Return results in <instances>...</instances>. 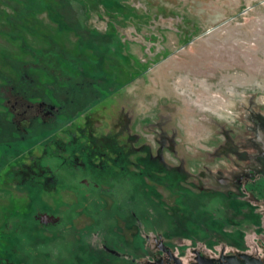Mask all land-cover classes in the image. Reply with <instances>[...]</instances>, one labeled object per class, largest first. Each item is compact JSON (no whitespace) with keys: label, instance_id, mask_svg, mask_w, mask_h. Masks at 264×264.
Segmentation results:
<instances>
[{"label":"flooded vegetation","instance_id":"flooded-vegetation-1","mask_svg":"<svg viewBox=\"0 0 264 264\" xmlns=\"http://www.w3.org/2000/svg\"><path fill=\"white\" fill-rule=\"evenodd\" d=\"M99 33L104 44L115 35ZM104 49L93 55L115 53ZM78 55L67 59L92 66L86 74L80 64L79 78L59 71L49 55L51 62L40 64L57 80L40 81L23 64L24 78L0 86V143L16 154L1 164L0 178L19 189L17 208H30L11 229L0 264H198L241 254L264 260V112L247 114L242 133L226 140L198 184L187 160L165 158L163 139L137 144L133 133L96 132L90 109L102 60ZM60 191L72 200H43ZM42 214L57 220L43 222Z\"/></svg>","mask_w":264,"mask_h":264},{"label":"rangeland","instance_id":"rangeland-1","mask_svg":"<svg viewBox=\"0 0 264 264\" xmlns=\"http://www.w3.org/2000/svg\"><path fill=\"white\" fill-rule=\"evenodd\" d=\"M9 3L14 4L0 0V10L13 12ZM120 3V10L109 11L96 2L84 19L91 28L114 33L112 43L116 49L110 59L106 55L103 59L91 56L102 60L95 72L100 81L95 82L97 98L90 109L94 112L91 126L98 134L121 133L122 138L127 132L136 134L137 144L163 139L165 158L187 160L186 168L201 176L198 184L203 183L208 165L214 167L221 159L226 140L242 133L247 114L253 110L264 112V0ZM72 6L77 12V3ZM34 19L39 30L56 29L46 11ZM10 27L14 25L0 17V71H9L7 63L17 58L31 69L30 75L43 82L53 80L39 62L44 56L38 51L49 44L21 29L30 44L29 49H23L21 40L10 34ZM61 37L57 41L68 52L62 54L64 58L83 54L74 47L77 37L73 33ZM104 47L100 46L99 51L105 52ZM2 54L11 58L2 59ZM81 66L86 74L92 70L84 63ZM3 83L0 79V86L7 89L9 85ZM109 86L119 89L108 94ZM0 103V110H4L2 97ZM13 148L0 146V168L4 165L2 153L6 149L9 155ZM18 191L13 181L0 178V256L13 238L11 229L30 209L17 208L22 201L17 198ZM42 197L53 204L54 200H72L66 191Z\"/></svg>","mask_w":264,"mask_h":264},{"label":"trees","instance_id":"trees-1","mask_svg":"<svg viewBox=\"0 0 264 264\" xmlns=\"http://www.w3.org/2000/svg\"><path fill=\"white\" fill-rule=\"evenodd\" d=\"M120 1L121 0H3V3H14L11 5L10 3L8 4L13 12L9 13L8 11L0 10V17L5 19L9 25H14L13 28L10 27L9 31L11 35L18 37L21 40V48H30L26 36L21 34V29L25 31L29 30L34 36L37 35V37L44 39L49 44L48 48H43L38 51L39 53H43L44 58H46L43 62H51L47 60V57L51 55L55 58L52 63H55L59 71L76 78L78 67L80 64H83V62L81 63V61H73L64 58L62 54H68V52H66V48L57 41L58 37L60 36V38H62L61 36L63 35L73 33L77 37L74 47L83 50L84 54H89L88 56H92L96 52H99L100 46L114 48L113 45L115 43L113 44L112 41L107 44L101 42L104 35L99 33L97 29L87 26L85 20L88 18L89 10L92 7L94 8L97 6L96 2L109 11L113 9L118 11L121 9ZM73 2L77 3V6L79 7L78 10L81 11V14L78 15V10L76 12V10L72 8ZM41 11H46L49 19L56 24V29L54 31L48 30L47 32L37 29L38 26L36 25V20L34 18ZM89 50L91 52L88 53ZM3 54L1 55L2 59L11 58L9 54H5L7 56ZM38 59L39 58H37V60ZM10 61L7 63L10 72L5 70L0 71V79L4 82L3 84H8L13 80L24 78L22 77L25 72V69L22 67L24 61L17 58H12ZM100 61L101 60H98V64ZM39 62L42 61L39 59ZM43 71L45 73V70ZM54 78L57 80L56 77ZM56 84H58V82ZM1 111L4 110H0V112ZM7 145L8 143L5 142L0 143V146L5 147ZM11 158L12 155H8L6 151L2 153L1 160L3 161V164L9 162Z\"/></svg>","mask_w":264,"mask_h":264},{"label":"water","instance_id":"water-1","mask_svg":"<svg viewBox=\"0 0 264 264\" xmlns=\"http://www.w3.org/2000/svg\"><path fill=\"white\" fill-rule=\"evenodd\" d=\"M40 219L43 222L56 221L57 218L53 219V216L42 214L40 215ZM242 259H237L236 257L225 256L221 259H215L213 262L210 260H199L198 264H264V260L262 259H251L246 254L240 255Z\"/></svg>","mask_w":264,"mask_h":264},{"label":"bare ground","instance_id":"bare-ground-1","mask_svg":"<svg viewBox=\"0 0 264 264\" xmlns=\"http://www.w3.org/2000/svg\"><path fill=\"white\" fill-rule=\"evenodd\" d=\"M196 94V93H195ZM175 100V99H174ZM189 103V102H188ZM227 107V106H226ZM200 117V116H199ZM194 123V122H193ZM193 128V127H192ZM199 130V129H198ZM201 131V130H200Z\"/></svg>","mask_w":264,"mask_h":264}]
</instances>
